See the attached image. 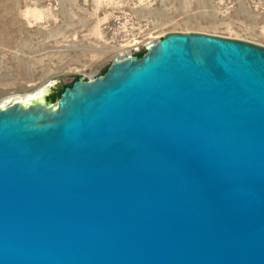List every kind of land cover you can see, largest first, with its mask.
Returning a JSON list of instances; mask_svg holds the SVG:
<instances>
[{
  "label": "water",
  "instance_id": "obj_1",
  "mask_svg": "<svg viewBox=\"0 0 264 264\" xmlns=\"http://www.w3.org/2000/svg\"><path fill=\"white\" fill-rule=\"evenodd\" d=\"M0 264H264V44L171 30L1 104Z\"/></svg>",
  "mask_w": 264,
  "mask_h": 264
},
{
  "label": "rangeland",
  "instance_id": "obj_2",
  "mask_svg": "<svg viewBox=\"0 0 264 264\" xmlns=\"http://www.w3.org/2000/svg\"><path fill=\"white\" fill-rule=\"evenodd\" d=\"M171 30L264 44V0H0V105L43 85L55 102L78 75Z\"/></svg>",
  "mask_w": 264,
  "mask_h": 264
},
{
  "label": "bare ground",
  "instance_id": "obj_3",
  "mask_svg": "<svg viewBox=\"0 0 264 264\" xmlns=\"http://www.w3.org/2000/svg\"><path fill=\"white\" fill-rule=\"evenodd\" d=\"M48 85H43V86H40L39 88L35 89L34 91H31V92H27L25 94H15V95H11L7 98L6 101H4L3 103L6 104L8 101H11L12 99H28L31 98V97H39V98H42L46 91L48 90Z\"/></svg>",
  "mask_w": 264,
  "mask_h": 264
},
{
  "label": "built area",
  "instance_id": "obj_4",
  "mask_svg": "<svg viewBox=\"0 0 264 264\" xmlns=\"http://www.w3.org/2000/svg\"><path fill=\"white\" fill-rule=\"evenodd\" d=\"M148 43H149V42H148ZM148 43H145V44L141 47V49H140V48H137L136 50H128V51H126V52H123V53L117 55L116 57H121V56L128 55V54H137V52H139L140 50H142V49L145 50V48H146V46H147ZM92 76H95V75H92ZM92 76H88V77H92ZM88 77H87V78H88Z\"/></svg>",
  "mask_w": 264,
  "mask_h": 264
},
{
  "label": "trees",
  "instance_id": "obj_5",
  "mask_svg": "<svg viewBox=\"0 0 264 264\" xmlns=\"http://www.w3.org/2000/svg\"><path fill=\"white\" fill-rule=\"evenodd\" d=\"M144 52V50L142 51V52H140L139 54H141V53H143ZM105 70V69H104ZM64 87V86H63ZM63 89V88H62Z\"/></svg>",
  "mask_w": 264,
  "mask_h": 264
}]
</instances>
